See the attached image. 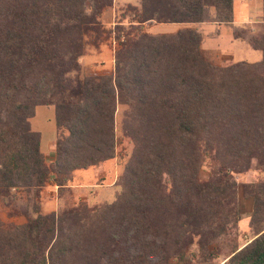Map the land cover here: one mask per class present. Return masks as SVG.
<instances>
[{"label":"trees","instance_id":"16d2710c","mask_svg":"<svg viewBox=\"0 0 264 264\" xmlns=\"http://www.w3.org/2000/svg\"><path fill=\"white\" fill-rule=\"evenodd\" d=\"M112 0H0V202L23 189L35 201L52 179L58 195L75 171L114 159L115 112L132 145L114 202L0 221V264H192L241 220L232 174L254 164L264 174V35L252 39L261 61L219 67L190 30L122 35L112 75L70 78L83 38L104 34ZM137 26L199 24L206 9L233 23V0H140ZM264 23V0H261ZM120 28H117V30ZM139 29V28H138ZM140 30V29H139ZM119 37V36H118ZM121 41V40H120ZM54 99H57L54 102ZM54 105L55 160L47 165L30 129L38 106ZM210 159L213 176L199 171ZM252 199L253 238L229 264H264V178L244 187Z\"/></svg>","mask_w":264,"mask_h":264},{"label":"rangeland","instance_id":"374dc122","mask_svg":"<svg viewBox=\"0 0 264 264\" xmlns=\"http://www.w3.org/2000/svg\"><path fill=\"white\" fill-rule=\"evenodd\" d=\"M140 0H112V4L106 7L100 15L99 22L104 34L88 33L83 38V53L78 58L79 70L71 72L70 78L112 75L114 70V53L119 48L122 35L129 33L146 34L149 36L172 35L177 31L190 29L198 33L201 31L203 41L200 43L204 57L213 65L224 67L238 62L256 63L261 61V53L253 49L252 39L264 35V23L262 22L261 0H234L233 18L231 25L218 24L215 20V10L206 9L203 25L178 24L160 25L145 23L137 26V16L140 14ZM117 28H120L117 30ZM140 30H139V29ZM216 32H219L217 35ZM119 36V37H118ZM201 36V35H200ZM202 39V38H201ZM121 40V41H120ZM57 99H54V102ZM125 107L117 106L115 112V157L98 166L94 175L97 178L96 188L87 186L86 193L80 188H64L57 194V212L68 210L76 205L86 204L89 209L101 207L114 202L121 188L115 183V178L123 173L126 163L132 153L131 141L124 137L121 126ZM54 105L38 106L33 118L29 120L30 129L37 132L41 138V147L44 153L49 155L48 146L56 141ZM55 153V152H54ZM52 154V153H51ZM55 154L46 158V164ZM91 169V168H90ZM90 169L79 170L73 175V184L86 185L91 180ZM216 166L207 159L200 171L201 181L209 180L213 176ZM237 187V203L241 212V220L236 226L231 227L228 233L213 243L208 249L212 250V257L204 264H229L228 254L234 246L241 247L253 238V231L249 228V217L252 211V199L243 195L244 187L248 184L262 180L264 174L251 164L249 170L243 173L232 174ZM117 179V178H116ZM115 180V181H114ZM86 183V184H85ZM80 186V185H78ZM95 188V189H94ZM43 191V189L41 190ZM88 193V194H87ZM59 196V197H58ZM39 207L41 214H48L46 209H40V199L35 201L30 193L23 189L11 190L9 197L0 202V221L4 226L21 225L26 221V214L34 217L33 205ZM44 212V213H43ZM56 212V213H57ZM198 247L196 243L187 248L192 264H203L197 258Z\"/></svg>","mask_w":264,"mask_h":264},{"label":"crops","instance_id":"0c3cea01","mask_svg":"<svg viewBox=\"0 0 264 264\" xmlns=\"http://www.w3.org/2000/svg\"><path fill=\"white\" fill-rule=\"evenodd\" d=\"M233 7H234V0H233ZM233 21H234V18H233ZM205 22V19H204V21L202 22V23H199V24H197L198 26H201V25H203V23ZM214 22H216L215 20H214ZM148 23V22H147ZM217 23V22H216ZM157 24V23H156ZM218 24H222V23H218ZM160 25H162V24H160ZM163 25H166V24H163ZM178 25H186V26H188L189 24H178ZM198 33L201 35V43H202V41H203V37H202V33H201V31H199L198 30ZM217 33V35L219 34V32H216ZM201 49V48H200ZM201 52H202V49H201ZM260 52V51H259ZM203 53V52H202ZM261 53V52H260ZM40 149H41V152H42V154H43V156H44V158H45V162H46V158H48L50 155H54L55 153V141H54V143H53V146H52V142H50V144H49V146H48V149H49V155L47 154H45L44 153V151H43V149H42V147H41V138H40ZM52 153V154H51ZM54 161V157L53 158H51V160H49V163H51V162H53ZM96 169H98V167L97 168H95V169H90V171H91V173H92V176H91V180L89 181V184H86V185H81V184H72L71 186H68V188H74V187H77V188H80V190L79 191H83V192H85L86 193V191H87V188H89L90 186H94L95 188H96V180H97V178L98 177H96L95 175H94V173H96ZM76 172V171H75ZM75 172H74V174L73 175H75ZM117 178V177H116ZM116 178H115V180H116ZM114 180V181H115ZM78 185H80V186H78ZM87 186H89V187H87ZM94 188V189H95ZM56 192H57V186L55 185V183H54V180H50L46 185H45V187H43V191H41V193H40V202H41V204H40V209H41V211H42V209H44V207H45V209H46V211L45 212H49V213H51V212H56V210H57V194H56ZM88 194V193H87ZM59 197V196H58ZM42 213V212H41ZM44 213V212H43Z\"/></svg>","mask_w":264,"mask_h":264}]
</instances>
